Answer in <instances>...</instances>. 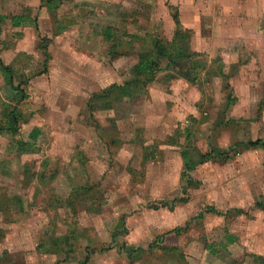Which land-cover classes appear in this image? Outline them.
I'll return each mask as SVG.
<instances>
[{
  "label": "rangeland",
  "instance_id": "374dc122",
  "mask_svg": "<svg viewBox=\"0 0 264 264\" xmlns=\"http://www.w3.org/2000/svg\"><path fill=\"white\" fill-rule=\"evenodd\" d=\"M88 1H63L57 23L76 21L65 33L39 11L37 36L0 27L6 45L21 40L0 61L24 96L14 103L0 74V126L11 107L17 117L13 134L0 130V264H258L264 48L233 27L228 42L218 27H191L200 56L174 65L182 80L165 62L137 76L152 38L170 41V11L150 20V0ZM207 153L187 184L182 154Z\"/></svg>",
  "mask_w": 264,
  "mask_h": 264
},
{
  "label": "crops",
  "instance_id": "0c3cea01",
  "mask_svg": "<svg viewBox=\"0 0 264 264\" xmlns=\"http://www.w3.org/2000/svg\"><path fill=\"white\" fill-rule=\"evenodd\" d=\"M63 1L65 0H0V27H9L10 31L14 34L20 32L24 33L22 36L23 39L28 32L32 31L34 33L33 26L34 23H36V20L33 17V13L35 11L40 12L44 21L47 20L48 23H51L52 21L53 23L57 22L55 13H57L61 4L64 3ZM74 1L75 0H73V2ZM90 1L91 0L88 2ZM150 2V6L153 7L151 10L152 12L149 13L152 17L150 20L155 19L156 9L165 8L167 10L168 8L166 7L170 6L176 9L180 27L185 30H192L194 35H196V29L191 27H198L197 32H200V27H204V31L208 27H218V31L222 32L224 40L228 42V40L225 39V31L228 30L229 27H233V39H236L235 37L238 36L244 41L248 40L253 42L256 47L264 48V43L262 42L264 39V0H150ZM201 3H204V8ZM124 4L126 3L124 2ZM122 8L125 9L126 7L122 6ZM121 11L122 13L125 12V10ZM12 18L15 20L12 21ZM67 20L68 21L63 25L57 23L59 27H64L63 30L58 32V34L70 31L68 28L75 26V20ZM164 21H168V24L170 25L169 27H174L168 11ZM55 26L56 25L54 24V28ZM221 27L223 29H221ZM1 32L2 28L0 29V33ZM17 36V39H19L21 34H18ZM198 36L201 37L200 34ZM20 41L17 40L12 44L6 45L2 42V39H0V53L1 48H3L2 53L10 51L11 57L9 61L12 59L13 55L14 57L19 56L21 54L19 52H22L19 47ZM190 51L198 53L193 49ZM5 55H8V53ZM262 60L264 59L262 58ZM221 62L224 63L223 61ZM0 63L3 64L1 61ZM209 63L210 61H208L207 64ZM171 80H182V78L175 77ZM188 85L191 84L188 83Z\"/></svg>",
  "mask_w": 264,
  "mask_h": 264
},
{
  "label": "trees",
  "instance_id": "16d2710c",
  "mask_svg": "<svg viewBox=\"0 0 264 264\" xmlns=\"http://www.w3.org/2000/svg\"><path fill=\"white\" fill-rule=\"evenodd\" d=\"M168 10L170 11V18L173 22L174 25V30H173V34L172 37L170 39V41H162L159 37L155 36L152 38V44H151V49L148 53H142L137 55V63L136 65H134L135 67H132V73L134 75H141V74H147L148 76H150L155 69L159 70V63L165 62L166 66L163 69V72L167 73L169 71H173L176 74L171 75V79L175 78V77H180L182 78V74H180L179 72L181 71V69H177L175 68V64H178L180 61L185 60V62L183 63L184 66L186 65V63L189 60H192L198 56H200L199 53H195V52H191L189 47H188V36H190V31L189 30H185L182 27H180L178 19H177V13H176V9L167 6ZM15 20L12 18V21ZM55 26V31L56 34H58V32H60L61 30H63L64 27H59V25L57 24V22H54ZM34 34L37 36L36 32L34 31ZM217 60H212L209 63V66H212V64H214ZM157 65V66H156ZM144 68V70H143ZM204 68V67H203ZM208 68V66L206 67ZM183 75H185V71H183ZM189 71H187L188 73ZM0 74L2 76V81L5 85V89L7 91V96L14 102V103H18L20 100L23 99V95L18 87V85H16L14 83V79L11 73V70L9 69L8 66L2 65L0 63ZM197 77V74L194 73V77L190 78V82H194L195 78ZM183 79V78H182ZM187 81V80H186ZM103 96V95H101ZM91 97H94V95H92ZM8 107V106H7ZM87 107V106H86ZM8 109V108H7ZM6 110V109H5ZM14 108H10V110H8L3 117V122L0 126V130H8V132H10L11 134L14 133V130H17V117L14 116ZM36 131H33L31 133V139L33 137H35ZM250 144H256V143H250ZM21 146L28 148L29 145H23L20 144ZM19 146V145H18ZM228 149L226 150H214L211 152V154L213 153H218V155H223L225 156L228 153ZM209 153L207 154H199L197 161L194 163H191L190 161L186 160V156L182 154V161H183V165H184V170L181 173V178L182 180H185L187 184L191 183V179L188 175V172L192 171L194 169L195 166L197 165H201L204 164L206 161H208L209 159ZM182 194H186L185 188H182ZM179 202H183V199H179ZM207 212H213L214 210L207 208L206 209ZM224 241L226 243L230 242V239H227V237H224ZM252 257L258 259V264H264V260L261 257H257L255 255H253Z\"/></svg>",
  "mask_w": 264,
  "mask_h": 264
}]
</instances>
